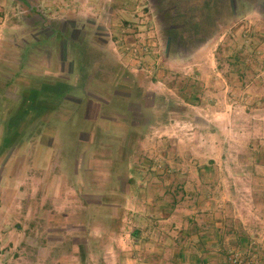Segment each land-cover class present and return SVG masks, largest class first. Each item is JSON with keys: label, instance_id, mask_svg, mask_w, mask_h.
I'll list each match as a JSON object with an SVG mask.
<instances>
[{"label": "rangeland", "instance_id": "374dc122", "mask_svg": "<svg viewBox=\"0 0 264 264\" xmlns=\"http://www.w3.org/2000/svg\"><path fill=\"white\" fill-rule=\"evenodd\" d=\"M203 1L0 0L4 96L75 87L0 156V264H264V12Z\"/></svg>", "mask_w": 264, "mask_h": 264}, {"label": "trees", "instance_id": "16d2710c", "mask_svg": "<svg viewBox=\"0 0 264 264\" xmlns=\"http://www.w3.org/2000/svg\"><path fill=\"white\" fill-rule=\"evenodd\" d=\"M39 81L37 85L24 87L18 100L5 97V90L0 89V127L10 124L8 128L11 129L10 133L7 129L3 131L0 156L17 142L30 125L37 126L44 117L59 111L69 96L75 95V87L64 81L44 78ZM53 94H57V100L52 97Z\"/></svg>", "mask_w": 264, "mask_h": 264}, {"label": "crops", "instance_id": "0c3cea01", "mask_svg": "<svg viewBox=\"0 0 264 264\" xmlns=\"http://www.w3.org/2000/svg\"><path fill=\"white\" fill-rule=\"evenodd\" d=\"M135 233V232H134ZM134 233H133V237H134ZM136 237H137V234H136ZM238 238V239H237ZM237 238H235V242L236 243H238L239 245H247L248 243V240H247V238L246 237H244V235H239V237H237ZM206 240V238L205 237H195L194 238V236H193V238H192V243H201L202 241H205ZM231 242H234L233 240L231 241ZM214 249H215V247H214ZM201 252L200 253H197V254H195V253H192V255H189V256H187V255H185V253H180V255L178 256V259L180 260H187V261H189V260H192V261H194V263H196L197 264V262L199 261H202V259L201 258H204L203 259V261L205 262V263H207V261H210V255L209 256H206V254L205 253H202L201 255ZM148 256H153V254H149ZM202 256H204V257H202ZM148 258V260H151V259H153V257H145L144 259H147ZM157 258H159V257H157ZM162 259V258H161ZM142 260V259H141ZM198 260V261H197ZM150 264H152V263H150ZM184 264V263H183ZM186 264V263H185ZM188 264V263H187ZM190 264V263H189Z\"/></svg>", "mask_w": 264, "mask_h": 264}, {"label": "flooded vegetation", "instance_id": "af4514ba", "mask_svg": "<svg viewBox=\"0 0 264 264\" xmlns=\"http://www.w3.org/2000/svg\"><path fill=\"white\" fill-rule=\"evenodd\" d=\"M18 1H23L24 2V0H18ZM178 2H179V5H180V7H182L183 9H184V7L186 6V5H188V3H189V0H177ZM209 4H211L212 2H214L213 0H204L203 2H201V5H202V7H204L205 5H207V3ZM176 2H174V0H167V4L169 5V7L170 6H172V4H175ZM215 3V2H214ZM169 10V9H168ZM177 10V9H176ZM175 10V11H176ZM177 12H178V10H177ZM178 15V17H181V19L183 20L184 18H185V16L187 15V12H186V10H181V12H180V15L179 14H177ZM176 16H174V18H175ZM174 27V26H173ZM174 29H176V27H174L173 28V30Z\"/></svg>", "mask_w": 264, "mask_h": 264}, {"label": "water", "instance_id": "95a60500", "mask_svg": "<svg viewBox=\"0 0 264 264\" xmlns=\"http://www.w3.org/2000/svg\"><path fill=\"white\" fill-rule=\"evenodd\" d=\"M257 7L264 12V0H255Z\"/></svg>", "mask_w": 264, "mask_h": 264}]
</instances>
